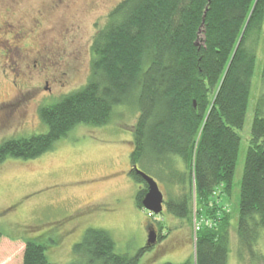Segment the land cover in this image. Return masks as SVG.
<instances>
[{
	"label": "trees",
	"instance_id": "trees-1",
	"mask_svg": "<svg viewBox=\"0 0 264 264\" xmlns=\"http://www.w3.org/2000/svg\"><path fill=\"white\" fill-rule=\"evenodd\" d=\"M263 26L264 0H123L92 44L87 85L41 108L46 134L3 142L0 164L41 158L78 125L104 126L116 106H134L137 206L144 209L148 193L134 169L140 165L166 186L173 217L192 221L196 200V255L183 264H228L232 215L224 202L233 193ZM263 103L246 157L237 235L242 248L264 260L254 251L264 229ZM48 247L49 240L27 239L22 264H54ZM149 250L117 253L108 231L89 229L70 264H139Z\"/></svg>",
	"mask_w": 264,
	"mask_h": 264
},
{
	"label": "rangeland",
	"instance_id": "rangeland-1",
	"mask_svg": "<svg viewBox=\"0 0 264 264\" xmlns=\"http://www.w3.org/2000/svg\"><path fill=\"white\" fill-rule=\"evenodd\" d=\"M123 0H0V145L46 134L42 107L81 90L91 75L92 44ZM233 181L225 199L231 213L228 264H264L242 248L237 235L239 201L256 109L264 101V26ZM264 114V103L262 106ZM139 111L116 106L104 126L78 125L48 154L36 160L9 158L0 164V264H22L25 241L49 240L54 264L75 261L74 247L89 229L108 231L116 252L136 255L149 232L163 226L161 242L139 264H183L195 256L198 222L137 206L139 184L131 154ZM141 170L142 167L138 166ZM168 199L166 186L159 183ZM198 230V229H197ZM254 251L264 256V229ZM100 264V263H96Z\"/></svg>",
	"mask_w": 264,
	"mask_h": 264
},
{
	"label": "water",
	"instance_id": "water-1",
	"mask_svg": "<svg viewBox=\"0 0 264 264\" xmlns=\"http://www.w3.org/2000/svg\"><path fill=\"white\" fill-rule=\"evenodd\" d=\"M134 169H136V172L145 180V182L148 185V193L144 198L143 207L147 211L151 212L153 215H160L164 211V206L166 201L164 194L159 187V184L156 182L155 179L148 176L137 167H135ZM157 243H158L157 232L152 230L149 232L147 247L151 248L155 246Z\"/></svg>",
	"mask_w": 264,
	"mask_h": 264
},
{
	"label": "flooded vegetation",
	"instance_id": "flooded-vegetation-1",
	"mask_svg": "<svg viewBox=\"0 0 264 264\" xmlns=\"http://www.w3.org/2000/svg\"><path fill=\"white\" fill-rule=\"evenodd\" d=\"M150 230H154L153 228H150Z\"/></svg>",
	"mask_w": 264,
	"mask_h": 264
}]
</instances>
